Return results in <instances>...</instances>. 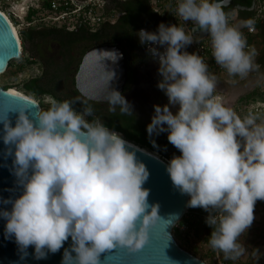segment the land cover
Here are the masks:
<instances>
[{"label":"clouds","instance_id":"clouds-1","mask_svg":"<svg viewBox=\"0 0 264 264\" xmlns=\"http://www.w3.org/2000/svg\"><path fill=\"white\" fill-rule=\"evenodd\" d=\"M230 2L177 0L176 15L192 22L190 32L160 23L154 32L141 29L136 36L158 65L156 87L167 97V104L153 106L146 133L167 134L179 152L166 165L173 187L189 197L187 207L207 213L208 246L235 261L247 251L238 239L252 226L256 203L264 201V117H241L224 106L214 95L217 77L198 54L185 50L196 42L195 33H206L216 64L230 77L259 71L257 52L241 31H254L255 21L229 25L224 8ZM93 51L101 63L122 58L116 50ZM105 73L109 110L133 114L132 105L110 87L115 71ZM75 103L53 100L33 118L28 109L19 110L14 124L0 119V142L12 158L19 189V195L0 199V220L21 264L29 248L36 261L63 249L60 264H107L106 254L115 249L141 250L149 229L163 221L159 205L148 202L149 171L133 146L99 119L90 120V106L78 111ZM250 256L258 264L264 253L256 248Z\"/></svg>","mask_w":264,"mask_h":264},{"label":"water","instance_id":"water-1","mask_svg":"<svg viewBox=\"0 0 264 264\" xmlns=\"http://www.w3.org/2000/svg\"><path fill=\"white\" fill-rule=\"evenodd\" d=\"M232 2L233 0L227 7ZM93 50L98 52L116 50L122 54V58L116 64L107 60L102 64L101 58ZM20 51V42L11 22L0 10V74L5 72L11 61L19 58ZM104 67L105 71H115L116 78L110 82V87L120 92L126 79L127 70V55L120 41L95 44L88 48L83 55L75 83L80 95L89 101L107 103L108 90ZM25 108L29 110L30 118L34 117L36 111L41 110L35 99L0 88V119L7 117L10 123L14 124L17 111ZM129 143L133 146L132 150L135 151L137 159L144 163L149 171V178L144 184V187L149 190L148 202L159 205L158 214L163 221L149 229L148 241L141 250L129 252L126 249H115L106 254L107 264H167V260L170 264H207L204 260L182 248L173 236L174 227L187 212L189 197L182 195L173 187L166 172L168 161L147 149ZM11 168L12 158L5 155V146L0 142V199L19 195ZM10 189L15 191H8ZM172 217L175 219L172 220ZM65 247H68L67 243ZM28 253V257L22 264H60L63 249L40 261L32 258L31 248L28 249ZM104 255L102 254L101 260L104 259ZM0 264H21L16 244L11 238L5 239L3 220H0Z\"/></svg>","mask_w":264,"mask_h":264},{"label":"trees","instance_id":"trees-1","mask_svg":"<svg viewBox=\"0 0 264 264\" xmlns=\"http://www.w3.org/2000/svg\"><path fill=\"white\" fill-rule=\"evenodd\" d=\"M111 4H115V8L121 13L117 18L114 24L105 23L101 28L93 33L87 31L86 29H78V31L68 32L62 28L55 27L52 25L39 24L38 27L28 28L20 30L19 39L21 41L22 53L30 52L29 55L23 56L24 62L31 64L34 62V59H38L37 54V39L39 40H52L60 43L62 46L68 45L67 43L78 41V40H87L91 45L98 43H112L116 41H123L126 38L128 30H132V26H154L157 28L158 24L165 23L167 24H176L180 26L171 13L167 12L164 16L157 15L150 7L149 0H128L122 3H115L114 0H110ZM255 0H246L244 7L246 10L253 7ZM48 2L43 1V6L48 7ZM0 10L5 13L1 8ZM235 10V7L224 8L225 13H230ZM254 11L250 12L248 18H251ZM36 14L35 10H30L27 20H32V16ZM11 20V19H10ZM256 46L259 49L257 62L259 65L264 66V18L260 19L256 24ZM26 34L28 36H26ZM28 45V49H24V46ZM65 47V46H64ZM35 49V50H34ZM62 54L63 51H62ZM65 55V54H64ZM12 64V63H11ZM9 64L8 66H10ZM7 66V67H8ZM48 73L40 74L37 77L29 79L26 83L23 84L22 89L26 92V96L33 95L36 100L39 96H50L54 94L58 100L61 101H73L74 99L64 93V95L57 94L53 90H56L55 85H52ZM4 90H9V86H0ZM250 96V95H249ZM52 98V97H51ZM77 103L74 104V107L79 111L85 107H91L93 109V115L89 119H99L105 124L110 130L118 132L122 135V138L126 141H129L143 149L148 151H157L160 153V157L166 161H169L172 156L168 153L170 148L177 155H179L178 150H176L171 144L167 141V134H162L163 138V147L153 146L151 143L153 137H150L144 128V124L137 120L134 114L127 115L122 114L117 107L115 111H110V107L94 105L86 102L85 100L77 99ZM41 110L43 107L40 105ZM166 147V148H165ZM207 213L200 208H189L187 209L186 214L179 221L178 225L188 222L190 226H194L197 223H200L206 229L205 241L208 243V236L211 232V229L205 224V217ZM189 217V218H188ZM174 235L176 229L173 230ZM214 254V252L212 251ZM194 254V253H193ZM197 256L196 254H194ZM200 259L204 260L203 257Z\"/></svg>","mask_w":264,"mask_h":264},{"label":"built area","instance_id":"built-area-1","mask_svg":"<svg viewBox=\"0 0 264 264\" xmlns=\"http://www.w3.org/2000/svg\"><path fill=\"white\" fill-rule=\"evenodd\" d=\"M45 0H5L6 4L11 8V13L6 14L14 19L24 16V20L28 16L30 10H35L36 14L32 16V20L26 19L27 28L38 27L39 24L52 25L59 27L68 32L78 31V29H86L93 33L101 28L105 23L114 24L121 13L115 8V4H111L110 0H46L48 7L43 6ZM115 3H122L128 0H114ZM18 3L20 9L18 10ZM151 9L159 16H164L167 12L171 13L175 21L183 26L186 32H190L193 28L192 22H182L176 15L177 0H149ZM18 11H17V10ZM17 12H16V11ZM5 14V13H4ZM229 25H236L235 10L227 13ZM8 17V16H7ZM264 18V0H255V9L251 17L255 21V30L249 31L246 28L241 29L246 39L248 48H253L256 41V24ZM10 20V18L8 17ZM18 20V19H17ZM195 41L187 47V52L198 54L208 66V72L215 76H220L226 70L216 64L212 56L211 39L206 33H195ZM247 50V49H246ZM21 55V54H20ZM214 95L226 107L231 108L237 115L243 117L248 113L258 114L264 117V96L260 93L256 94L247 101L233 103L229 106L224 104V96L218 92ZM258 202L256 203V205ZM190 228L189 223H182L181 230L186 231ZM217 260L216 264H244L240 261H228L218 257V251L211 249ZM257 264V263H255ZM258 264H263L260 260Z\"/></svg>","mask_w":264,"mask_h":264},{"label":"flooded vegetation","instance_id":"flooded-vegetation-1","mask_svg":"<svg viewBox=\"0 0 264 264\" xmlns=\"http://www.w3.org/2000/svg\"><path fill=\"white\" fill-rule=\"evenodd\" d=\"M245 2L246 0H233L232 4L227 7H235L236 18L240 21L248 19L250 12L255 9V1L253 7L248 10L244 7ZM131 28L132 30H128L126 38L120 41L127 55L126 79L120 93L132 105L133 112L143 109L152 117L154 114L153 106L167 104V97L156 87L160 79L157 73L158 65L147 55L146 47L140 45L136 33L141 29L154 32L156 28L148 25L146 27L143 25L136 27L134 25ZM37 41V45L39 46L37 54L39 55L40 74L46 73L50 68L56 75L59 74L64 78L65 82L62 83L63 89L59 90H63L64 93L74 100L81 99L94 105L110 107L108 103L87 100L80 95L76 88L75 78L83 55L88 48L93 46L89 41L85 39L78 40L67 43L68 45H64L65 47L60 43H56L57 49L53 53L47 47L43 48L41 46L51 42V47L53 48L54 41L39 39ZM61 50L65 55L62 54ZM185 50L187 51V48ZM57 85L59 84L57 83ZM175 110V108L172 109L173 112Z\"/></svg>","mask_w":264,"mask_h":264},{"label":"rangeland","instance_id":"rangeland-1","mask_svg":"<svg viewBox=\"0 0 264 264\" xmlns=\"http://www.w3.org/2000/svg\"><path fill=\"white\" fill-rule=\"evenodd\" d=\"M27 3H30L29 0ZM18 5L19 6L17 9L19 10L20 4L18 3ZM9 7L10 6L6 4L5 0H0V8L5 12V14L11 13V10H10L11 8H9ZM7 16L11 19L12 23L16 27L18 35H19L20 30L28 29L26 22H25L26 19L24 20V18H25L24 16L20 15L21 18H17L18 20L14 19L13 17H11L9 15H7ZM236 21H237V23H239L240 20L236 19ZM143 26L146 27L145 25H143ZM26 36H28V35L26 34ZM256 41H255V46H253V48H255V50L257 52V56L255 57V63L257 65H259L257 62L259 49L256 46ZM56 43H57L56 41L53 42V44H54L53 48L51 47V42H48V43L42 45L41 47H43V48L47 47L51 51V53H53L57 49ZM26 48L28 49V45L24 46L25 50H26ZM61 52H62V50H61ZM29 53L26 52L24 54H21L18 59H15V60L10 62V64L11 63L12 64L10 66H8V68L5 70L4 73L0 74V86H9L10 87L9 89L18 90L19 92L26 95V92L22 89L23 84L26 83L29 79L39 76L41 73L39 59H34V62L31 64H27L26 62H24V58H22V57L29 55ZM38 58H39V55H38ZM46 73L49 74L48 76H49L50 80L52 81V85H55V87H56V90H53V91L57 94L64 95V91L59 90V89H63L62 83L65 82L63 76H61L59 74L56 75V73L54 71L50 70V68L47 70ZM222 74H227V72L225 71ZM227 76H229V75L227 74ZM232 77L240 78L238 76H232ZM240 81H243V79ZM245 81H246L245 83L240 84V86H242L243 89L237 90L235 88V86H232L231 88L234 87L233 89H229L225 95L223 94L224 104H227V106H229V105L236 103V102L238 103L241 101H247L248 99H251L252 97H254L257 93L258 94L260 93L261 95L263 94V96H264V66L259 65V71L258 72H251L246 77ZM57 83L59 85L56 86ZM28 96L33 98V99L35 98L31 94ZM51 97L50 96H39L38 98H36V101L38 102L39 105H41L43 107V109L47 110L49 108V106L51 105V102L53 100H55L57 102H61V100H58L54 94H51ZM133 114L135 115V117L137 118L138 121H140L144 124V128L146 129V125L148 123H150V120H151L150 114H147L143 109L140 111H136V112L134 111ZM118 134H120V133H118ZM162 134H164V133H161L158 136L157 135L151 136V137H153L155 144L158 147H163V145H164L163 138L161 136ZM166 149H169L168 153L171 156L177 155V153H175L172 149H170V148H166ZM152 152L154 154L160 156L159 152H157V151H152ZM181 226H182V224H180V225L177 224L174 227L176 229L175 235L173 232V236L175 237L178 244L182 248H184L185 250L196 254L197 257H199V258L203 257L204 261L207 264H216L217 260L215 257L217 255H215V253L214 254L212 253V250L208 246V243L204 240L205 237L203 234L206 235V229L203 226L200 227L199 225L195 224L194 226L190 227L188 230L183 231V230H181ZM263 233H264V229H262L261 231H256V229L254 230L253 228L250 227L244 233V235L242 234L241 237H239L238 241H239V243L243 244V246L245 248H246V246L247 247L249 246L248 248L256 249V248H259L261 245V250L264 251V247H262V246H264V241L261 240L259 242L257 240V237H260L261 234H263ZM255 240H256L257 244L254 243ZM248 248H246V250H248ZM218 255H219L218 257H220L221 259L226 260L224 258V255H222L220 252H218Z\"/></svg>","mask_w":264,"mask_h":264},{"label":"crops","instance_id":"crops-1","mask_svg":"<svg viewBox=\"0 0 264 264\" xmlns=\"http://www.w3.org/2000/svg\"><path fill=\"white\" fill-rule=\"evenodd\" d=\"M237 19V18H236ZM217 77V88H216V91L215 92H218L220 94H226V92L229 90V89H233L231 88L232 86H235V88L237 90H240V89H243L242 86H240V84L242 83H245V79L246 78H243V81H240L242 80V78H234L231 76H227V74H222L220 76H216ZM241 83H240V82ZM233 84V85H232ZM254 216H255V219L252 223V226L251 228H253L254 230L256 229V231H261L262 229H264V201H258V204L255 205V209H254ZM189 218V217H188ZM184 223H188V222H184ZM197 225H199L200 227H202V225L200 223H197ZM191 227V226H190ZM205 228V227H204ZM252 231V230H251ZM204 237H205V234H203ZM244 235V234H243ZM257 236V235H256ZM255 236V237H256ZM264 233L261 234L260 237H257V240L260 242L261 240L264 241ZM255 239V238H254ZM205 240V239H204ZM203 240V241H204ZM239 242V241H238ZM254 243L257 244L256 240L254 241ZM259 245V244H258ZM246 246V245H245ZM249 247V246H248ZM246 246V248H248ZM264 247V246H262ZM261 253H264V251L261 250V245L259 247ZM254 251L253 248H248V250L246 251L245 255L241 256L239 259L235 260V261H241L242 263L244 264H255L257 263L256 260H254L251 256H250V253ZM222 255H224L222 252H220ZM228 261H234V260H230V259H226ZM260 260H263V264H264V256H262L260 258ZM259 260V261H260Z\"/></svg>","mask_w":264,"mask_h":264},{"label":"bare ground","instance_id":"bare-ground-1","mask_svg":"<svg viewBox=\"0 0 264 264\" xmlns=\"http://www.w3.org/2000/svg\"><path fill=\"white\" fill-rule=\"evenodd\" d=\"M5 15H6V14H5ZM9 21L11 22L12 28H13V30H14L16 36L18 37V40H19V42H20V46H21V41H20V39H19V35H18L17 30H16V27L14 26V24L12 23L11 20H9ZM21 53H22V46H21ZM9 91L12 92V93H15V94L25 95V94L19 92L18 90H15V89H9Z\"/></svg>","mask_w":264,"mask_h":264}]
</instances>
